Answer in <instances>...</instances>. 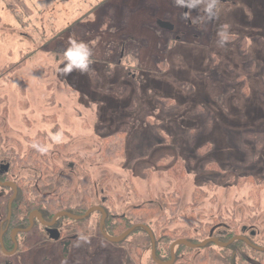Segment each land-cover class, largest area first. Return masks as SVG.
<instances>
[{"label":"rangeland","instance_id":"374dc122","mask_svg":"<svg viewBox=\"0 0 264 264\" xmlns=\"http://www.w3.org/2000/svg\"><path fill=\"white\" fill-rule=\"evenodd\" d=\"M202 15L173 0H0V132L24 149L38 132L49 147L64 144L50 155L56 180L83 158L94 203L117 214L163 198L177 237L222 215L264 246V0H224L218 18L193 22ZM222 24L230 41L220 48ZM69 35L93 50L86 74L57 72ZM117 130L127 134L125 155L93 159ZM73 186L77 202V177ZM72 241L34 245L28 264H158L151 245L133 255L104 239ZM242 251L248 258L236 264L262 256Z\"/></svg>","mask_w":264,"mask_h":264},{"label":"trees","instance_id":"16d2710c","mask_svg":"<svg viewBox=\"0 0 264 264\" xmlns=\"http://www.w3.org/2000/svg\"><path fill=\"white\" fill-rule=\"evenodd\" d=\"M19 65H21V63L12 64L11 67H19ZM126 136L127 134L123 130H117L109 135L103 136L101 138V152L97 157H93V159L99 158L100 160L111 161L124 156L126 153ZM46 137V132H40L35 137L27 138L29 146L25 153L15 148H8L7 150H4L2 148L0 149V157L6 156L8 161H10L12 166V173H17L20 167L26 166L30 168V172L26 176L25 180H32L38 177V179H40V183H42L43 178L41 176L43 175H39L36 170L42 169V162L40 159H44L47 162L48 154L39 151L33 145H40L41 147H45L47 143ZM4 139L5 138L0 132V143H4ZM10 141L11 138L6 139V143H9ZM55 146L62 147L64 146V144H57ZM79 160L80 161L78 163L76 162L74 164L73 171L69 172L65 176L63 181L59 183L62 184L61 188L58 189L59 191L61 190V193L56 194L54 197H50L48 195L42 197L40 193H32L31 189L23 187V200L19 205V209L26 210L38 205V207L45 211L46 216L53 215L60 210L75 214H85L94 204L93 199L95 195V182L92 173L88 168H86L85 160L80 157ZM54 168L55 170L52 172L54 173L53 176L50 170L45 172V174L47 175V181L43 182L42 184H46L47 182H49V184H54L51 179L55 181L56 175L58 174V167L54 166ZM76 177L78 184H80L81 188L83 189V194L80 200L77 203H74L73 184L75 183ZM249 177L254 178V176L252 175L244 176L241 178ZM154 202L155 203H152L148 206H135L131 208L127 214H117L112 210V208L108 207L105 204L102 205L108 214L105 226L109 235L118 237L129 230L131 227L138 225L126 239L121 242H115V244L127 245L128 248L132 251L133 255L137 254L139 248L145 250V247L147 245H151L152 247L151 236L145 228V226H147L151 229L155 238L157 258L165 261L172 259V246L178 240L185 239L193 244H198L208 238L213 237L217 238L220 242H228L232 238L240 235V224L234 217L224 218L222 215H219L214 218L215 221L213 222V224L206 227H201V231L196 232L195 235L185 234L177 237L175 236V232L170 233L167 229L171 220L167 218L166 213L162 210L163 207L166 209H174V207H170V205H167L163 198H158V201ZM89 220L90 216L85 218L84 221L88 224ZM220 223L225 227H223L222 229L216 228L215 226ZM138 231L144 232L145 238L140 239L138 242L135 240H130L129 238ZM249 239L254 242V239L252 237H249ZM142 242H145V245L143 244V246H141ZM243 246L249 247L253 251L262 254L257 264H264V251L254 249L243 240H236L227 247L219 246L214 241L210 242L205 247H194L184 243L179 244L176 250L174 264H210L212 260L219 259V264H236L237 257L241 259L248 258L247 255H245L242 251ZM220 250L224 252L225 255H223ZM200 252L203 253L201 254Z\"/></svg>","mask_w":264,"mask_h":264},{"label":"flooded vegetation","instance_id":"af4514ba","mask_svg":"<svg viewBox=\"0 0 264 264\" xmlns=\"http://www.w3.org/2000/svg\"><path fill=\"white\" fill-rule=\"evenodd\" d=\"M46 138H47V143L45 147L47 148V150L44 152L48 154V160H47L48 163L46 162V160L40 159L42 162V169L36 170L39 175H43L41 176L43 178V182L47 181V175L45 174V172L48 170L50 171L52 170L51 172H53L55 170L54 166H56L50 160V155L53 152V147H55V145L49 147L48 146L50 141L49 135H47ZM6 139L7 138L4 139V143H0V149L3 148L4 150H7L8 148H15L23 153L27 151L29 142L27 141L26 138L25 139L27 141V145L25 149L18 142L15 143L13 142V144L10 142L6 143ZM9 144H12V146L10 147L6 146ZM70 166H74V165H71L69 162H67V168H69ZM11 168H12L11 163L10 161H8L6 156L0 157V257L2 258L0 259V264H6V263L28 264L30 262V257H29L30 249L34 245H37L39 243H44L49 240L59 242L62 248L64 249H68L73 242L72 240L79 238L80 235H85L88 237V239L89 238L104 239L105 241L112 242L105 235V234L109 235V233L107 232V228L105 226V222L108 218V214L105 211V208L102 206L103 203H98V204L94 203L92 206L93 208H95V210L100 211L99 222L97 223L92 222L91 220L92 213H91L89 215L90 220L88 224L87 222L84 221L85 218H87L88 216L85 218H77V216H82L84 214H75L68 211L60 210L59 212L53 215L46 216L45 211H43L40 207H38V205H36L33 208H28L26 210L19 209V205L23 200V190H22L23 187L31 189L32 193L34 192L40 193L42 197H44L45 195L54 197L56 194L61 193V190L59 191L58 189L61 188L62 184L59 183H61V181L63 180L58 181L55 179L54 181L53 179H51V181L54 182V184H49V182H47L46 184H42L43 182L40 183V179H38V177L32 180H25L28 173L23 174V172L27 169L30 171V168L26 166H22L18 169L17 173H12ZM68 173L69 172L64 174V178ZM53 175L54 173H52V176ZM57 176L58 174L56 175V178ZM82 194H83V189L78 201L80 200ZM73 195H74V191H73ZM77 202L74 201V203ZM103 210L106 212L104 229L102 228ZM113 243L115 244V242ZM155 249H156V242H155ZM176 250L177 248L175 247L174 248L175 257H176ZM172 257H173V250H172ZM152 258L156 263H158L153 257V243H152ZM170 261H172V259L165 260L164 262H170ZM171 264H174V262Z\"/></svg>","mask_w":264,"mask_h":264},{"label":"clouds","instance_id":"9594fccd","mask_svg":"<svg viewBox=\"0 0 264 264\" xmlns=\"http://www.w3.org/2000/svg\"><path fill=\"white\" fill-rule=\"evenodd\" d=\"M221 0H173V4L179 8H187L189 10L197 9L202 11L203 15L198 16L193 22L201 23L207 20L218 18L220 11ZM185 19H190L189 13L184 14ZM230 25L222 24L217 30V47L223 48L230 41L229 33ZM93 50L90 45L83 40H78L74 36L69 35L66 40V47L63 51V56L60 64L57 65V72L64 77L71 75L73 72L86 74L90 70L93 63ZM62 133L57 132L51 135L53 142H59ZM39 151L44 152L46 147L40 145H33ZM88 237L85 235L79 236V241L86 242Z\"/></svg>","mask_w":264,"mask_h":264},{"label":"water","instance_id":"95a60500","mask_svg":"<svg viewBox=\"0 0 264 264\" xmlns=\"http://www.w3.org/2000/svg\"><path fill=\"white\" fill-rule=\"evenodd\" d=\"M164 25V24H163ZM95 210V208H90L84 215L82 216H77V218H85L87 216H89L92 211ZM105 218H106V212L103 210V218H102V228L104 229V222H105ZM138 225L136 226H133L131 227L129 230H127L126 232H124L122 235L118 236V237H111L110 235L108 234H105L106 237L111 240L112 242H121L123 241L124 239H126L133 231L134 229L137 227ZM145 228L148 230V232L150 233L151 235V238H152V243H153V257L154 259L160 263V264H171L174 262V258H175V253H174V248L176 247V245H179V244H187L189 246H194V247H205L207 244H209L210 242H216L219 246H223V247H227L229 246L231 243H233L234 241L236 240H244L248 245H250L251 247H253L254 249L256 250H259V251H264V246H258L256 245L255 243H253L249 238H247L246 236H243V235H238L234 238H232L230 241L228 242H220L217 238H208L206 240H204L203 242L201 243H198V244H193L185 239H181V240H178L176 241L173 246H172V250H173V257H172V261L170 262H164L162 260H159L156 258V253H155V238H154V235L151 231V229L147 226H145Z\"/></svg>","mask_w":264,"mask_h":264}]
</instances>
